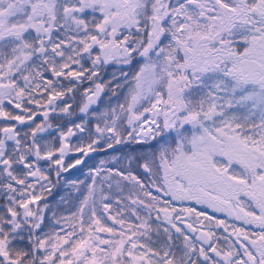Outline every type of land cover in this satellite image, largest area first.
Wrapping results in <instances>:
<instances>
[{
    "label": "snow or ice",
    "instance_id": "snow-or-ice-1",
    "mask_svg": "<svg viewBox=\"0 0 264 264\" xmlns=\"http://www.w3.org/2000/svg\"><path fill=\"white\" fill-rule=\"evenodd\" d=\"M0 264H264V0H0Z\"/></svg>",
    "mask_w": 264,
    "mask_h": 264
},
{
    "label": "trees",
    "instance_id": "trees-1",
    "mask_svg": "<svg viewBox=\"0 0 264 264\" xmlns=\"http://www.w3.org/2000/svg\"><path fill=\"white\" fill-rule=\"evenodd\" d=\"M114 68H116V69H114ZM118 68H119V66H112V67H109V69L107 70V72L110 71V70H117V71H118ZM104 79H109V77L105 74ZM94 107H95V106H94ZM126 151H128L127 148L121 149L120 151H118V152H116V153H113L112 150H108L107 152L91 153L90 156L87 157V158L85 159V163H84L83 165L78 166L76 169L72 170V172L69 173V174L74 173L76 170H81V169L84 170V169L88 168V167L91 165L90 163L93 162V159H96V158L108 159V158H110L112 155H122L123 152H126ZM122 165L126 166V164L124 163V164H118L117 167H120V166H122ZM112 166H114V165H112ZM135 167H136V166H135V164H134V165H133V168H135ZM69 174H66V175H69ZM54 192H55V191H54ZM57 195H58V194L55 192L54 196H57ZM51 200H52V197L50 198V201H51Z\"/></svg>",
    "mask_w": 264,
    "mask_h": 264
},
{
    "label": "rangeland",
    "instance_id": "rangeland-1",
    "mask_svg": "<svg viewBox=\"0 0 264 264\" xmlns=\"http://www.w3.org/2000/svg\"><path fill=\"white\" fill-rule=\"evenodd\" d=\"M114 69H116V68H114ZM112 71H113V70H110V71H108L107 74H106L109 78H110V75H111ZM74 140H75V138H74ZM108 159H109V158H108ZM100 160H102V159H101V158L93 159V162L90 163L91 165H90L88 168H86V169H84V170H82V169H81V170H76L74 173L69 174V175H67V176H69V178H71V179L86 180V176H87V173H88L89 169H90V168H93V167H95V166H97V165H99ZM124 163L126 164V161L121 160V161H119V162H117V163H115V164H113V165H114V167H117L118 164H124ZM109 166H112V165H109ZM86 182H87V181H86ZM54 194H55V192H54ZM50 198H51V197H50ZM50 198H49V199H50ZM58 199H59V194H58L57 196H54V195H53L51 202H52L53 204H55L56 201H58Z\"/></svg>",
    "mask_w": 264,
    "mask_h": 264
},
{
    "label": "flooded vegetation",
    "instance_id": "flooded-vegetation-1",
    "mask_svg": "<svg viewBox=\"0 0 264 264\" xmlns=\"http://www.w3.org/2000/svg\"><path fill=\"white\" fill-rule=\"evenodd\" d=\"M208 211L210 212V210H208ZM210 214L216 215L217 218H219V219H227L223 214H220V213H211L210 212ZM230 222H232V221H230Z\"/></svg>",
    "mask_w": 264,
    "mask_h": 264
}]
</instances>
